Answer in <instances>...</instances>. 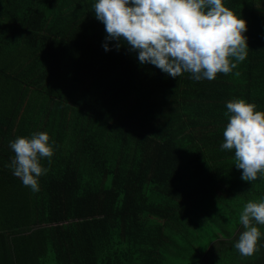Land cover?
<instances>
[{
    "label": "trees",
    "instance_id": "1",
    "mask_svg": "<svg viewBox=\"0 0 264 264\" xmlns=\"http://www.w3.org/2000/svg\"><path fill=\"white\" fill-rule=\"evenodd\" d=\"M95 2L0 0V264H264V226L252 256L234 247L264 175L221 150L229 100L264 112V0H223L248 53L211 81L106 41ZM36 132L54 154L33 192L9 142Z\"/></svg>",
    "mask_w": 264,
    "mask_h": 264
},
{
    "label": "clouds",
    "instance_id": "2",
    "mask_svg": "<svg viewBox=\"0 0 264 264\" xmlns=\"http://www.w3.org/2000/svg\"><path fill=\"white\" fill-rule=\"evenodd\" d=\"M95 18L104 25L106 41H123L138 53L140 64H151L172 78L190 73L196 81L227 75L246 59V21L224 6L223 0H96ZM120 44H116L117 50ZM109 51L107 42L102 45ZM244 99L227 102L228 123L221 150H234L241 179L255 181L264 175V112ZM47 132L9 142L14 152L8 167L23 185L38 192V178L48 169L41 158H51ZM240 232L235 249L243 256L258 251L264 226V198L248 201L239 214Z\"/></svg>",
    "mask_w": 264,
    "mask_h": 264
}]
</instances>
